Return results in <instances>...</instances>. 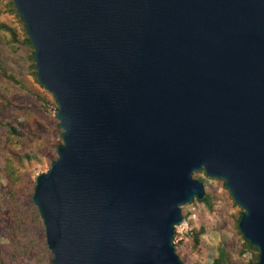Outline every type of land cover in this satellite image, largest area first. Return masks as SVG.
Here are the masks:
<instances>
[{
  "label": "water",
  "instance_id": "95a60500",
  "mask_svg": "<svg viewBox=\"0 0 264 264\" xmlns=\"http://www.w3.org/2000/svg\"><path fill=\"white\" fill-rule=\"evenodd\" d=\"M60 145L34 178L50 264H183L221 180L264 264V0H10Z\"/></svg>",
  "mask_w": 264,
  "mask_h": 264
},
{
  "label": "rangeland",
  "instance_id": "374dc122",
  "mask_svg": "<svg viewBox=\"0 0 264 264\" xmlns=\"http://www.w3.org/2000/svg\"><path fill=\"white\" fill-rule=\"evenodd\" d=\"M20 23L7 0H0V264H50L31 194L35 176L55 160L61 130L52 97L32 75V48L24 43ZM10 127L16 129L15 136L9 135ZM191 178L202 183L211 206L193 200L180 208L182 226L174 228L171 240L178 259L183 264H211L222 247L228 264L253 263L257 252L243 246L236 227L241 210L222 181L200 172Z\"/></svg>",
  "mask_w": 264,
  "mask_h": 264
},
{
  "label": "trees",
  "instance_id": "16d2710c",
  "mask_svg": "<svg viewBox=\"0 0 264 264\" xmlns=\"http://www.w3.org/2000/svg\"><path fill=\"white\" fill-rule=\"evenodd\" d=\"M7 5H8V8H9V11L14 14V16L16 17L17 21L20 23V18L18 17V15L16 14L15 10H14V7L11 3L10 0H7ZM21 24V23H20ZM22 25V24H21ZM0 29H3V26H0ZM13 36V35H12ZM24 43L26 45H28V47H30L29 45V42L26 38V36L24 35ZM30 68H31V72H32V75L33 77L35 78V71H34V64H33V51L31 52L30 54ZM8 79H12L11 77H8ZM36 79V78H35ZM8 133L9 135L11 136H15L16 135V129L14 127H10L8 128ZM24 157H27V156H24ZM203 174V172H200ZM204 175V174H203ZM221 181V180H220ZM14 182V181H13ZM223 184V182H222ZM12 191H15L16 188H15V185L13 184L12 186ZM201 203L203 204H206L208 205L209 207L211 206L210 204V199H209V196L208 195H204V197L202 198V200H200ZM233 202V201H232ZM243 212L241 211L240 212V215L242 214ZM238 220V219H237ZM199 232H201V230H199ZM238 232V230H237ZM239 236L241 237L242 241H243V246L248 249V250H252V251H255L257 252V249L253 246H251L247 241L243 240L242 236L240 235V233L238 232ZM198 242V239H197V236L194 235V238H193V243L194 244H197ZM211 264H228V258H227V255L225 253V251L222 249V247H218L216 249V256L215 258L212 260V263ZM247 264H257V257H256V260L253 262V263H247Z\"/></svg>",
  "mask_w": 264,
  "mask_h": 264
},
{
  "label": "built area",
  "instance_id": "2783aa9c",
  "mask_svg": "<svg viewBox=\"0 0 264 264\" xmlns=\"http://www.w3.org/2000/svg\"><path fill=\"white\" fill-rule=\"evenodd\" d=\"M181 226H182V225H181ZM181 226H180V227H181Z\"/></svg>",
  "mask_w": 264,
  "mask_h": 264
}]
</instances>
